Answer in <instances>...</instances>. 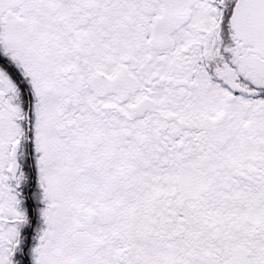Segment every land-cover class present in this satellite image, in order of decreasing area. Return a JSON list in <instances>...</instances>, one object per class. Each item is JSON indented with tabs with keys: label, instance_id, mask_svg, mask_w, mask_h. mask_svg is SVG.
Returning <instances> with one entry per match:
<instances>
[{
	"label": "snow or ice",
	"instance_id": "snow-or-ice-1",
	"mask_svg": "<svg viewBox=\"0 0 264 264\" xmlns=\"http://www.w3.org/2000/svg\"><path fill=\"white\" fill-rule=\"evenodd\" d=\"M0 264H264V0H0Z\"/></svg>",
	"mask_w": 264,
	"mask_h": 264
}]
</instances>
